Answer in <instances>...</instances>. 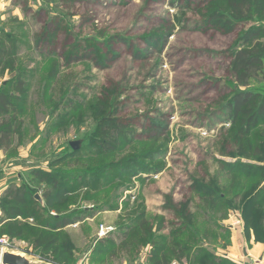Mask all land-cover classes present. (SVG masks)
Here are the masks:
<instances>
[{
	"label": "rangeland",
	"instance_id": "1",
	"mask_svg": "<svg viewBox=\"0 0 264 264\" xmlns=\"http://www.w3.org/2000/svg\"><path fill=\"white\" fill-rule=\"evenodd\" d=\"M212 1H3L0 30L16 46L6 45L17 71H6L0 88L18 73L25 91L12 112L20 132L0 149V185L32 181L35 201L54 212L17 223L1 214L8 250L46 264H150L151 241L181 242L192 251L172 264H205L208 251L261 264L227 250L234 230L264 244V118L241 138L225 106L232 91L264 93V75L236 84L222 54L237 33L202 30ZM35 171L53 173L58 185ZM71 212L95 215L58 233L64 257L36 250L41 233L55 235L40 222Z\"/></svg>",
	"mask_w": 264,
	"mask_h": 264
},
{
	"label": "trees",
	"instance_id": "2",
	"mask_svg": "<svg viewBox=\"0 0 264 264\" xmlns=\"http://www.w3.org/2000/svg\"><path fill=\"white\" fill-rule=\"evenodd\" d=\"M211 4L207 13L208 16L202 24V30L208 31L215 29L224 36L237 33L234 42L222 55L229 60L228 72L234 77L236 84L246 88L249 86L251 80L257 78L259 75H264V0H226L222 6L219 5L217 0H213ZM249 24V28L246 27ZM239 27L241 29L238 31ZM46 36L48 37V34ZM6 37L11 39L10 36H7L0 30V79L6 71L11 73L17 71L15 65L17 61L16 56L15 54H10L11 50L6 45H10L11 47L16 46L11 41L6 40ZM119 41L126 43L123 40ZM113 44L114 42H108L107 45L105 55L108 63H112L116 59V56H114L116 51L114 50ZM128 46V51L136 60L142 58V55L138 51L133 47L130 48L131 44H128ZM10 56L11 58H9ZM88 57L94 60V57L89 55ZM94 61L97 63L98 68L102 67V63L99 60ZM19 78L20 74L17 73L12 80L5 82L3 87L0 88V149L5 151L10 149L13 137L17 132H20L21 128V123L16 121L15 115L12 113L16 109L15 100L18 99L17 91H19L20 95H23L25 91L24 82ZM9 86L13 87V91L6 92L5 89ZM225 108H227V112L230 114L231 121L239 127L238 136L244 138L264 118V93L241 89L232 91V96ZM123 123L124 121H117L118 130L122 131V128L125 126ZM110 140L113 141L111 134ZM105 143L110 144V146H115L114 142L106 141ZM34 173L38 177L46 176L53 179L54 187L58 185V180L53 173L49 172L50 174H48V172L42 171H35ZM37 184L41 185L42 181L37 182ZM34 188V182L26 180H23L22 185L8 186L3 195L4 200H7V205L4 204L3 200H0V204H2L0 210L6 220L17 223L18 220L24 219L29 222L30 220L35 221L37 215L43 211L48 212L50 215L54 213L51 210L47 211L40 208L39 203L35 201L38 188L33 191ZM44 191L46 192L45 198H49L50 192H48V188L45 187ZM50 215L47 219H44V222H40V225L44 230L55 233L56 236L44 232V234L41 233L35 240V248L36 250H44L43 248H45V251L53 248L54 253L59 252L60 254L59 258H56V261H60L66 252L62 249L58 251L56 246L58 244V233L64 228L82 222L88 216H94L95 214L85 213L83 214L84 216H80L76 215V212H71L65 216H60L58 213L54 217H50ZM142 222L145 221L142 220ZM150 232L153 234V229ZM11 235L20 237L21 233L16 235L12 233ZM51 236L52 238L50 240L49 237ZM150 243L153 248L149 259L150 264H172L174 259L182 260L186 257L185 254L187 252L192 251L187 245L184 247L181 242L173 243L172 248L158 247L152 244V241ZM198 251L202 253L203 248H199ZM208 252H210L207 254L209 258L205 264H235L227 259L218 258L215 252Z\"/></svg>",
	"mask_w": 264,
	"mask_h": 264
},
{
	"label": "crops",
	"instance_id": "3",
	"mask_svg": "<svg viewBox=\"0 0 264 264\" xmlns=\"http://www.w3.org/2000/svg\"><path fill=\"white\" fill-rule=\"evenodd\" d=\"M3 1L7 0H0V8L2 7ZM16 179V178H14ZM15 184V180L9 181L6 185L8 184ZM0 185V186H4ZM5 185V186H6ZM3 188H0V195L1 193H4L7 189V186ZM4 190V192H3ZM2 214L0 210V215ZM230 252V253H229ZM241 252H242V257H241ZM227 255L229 256H235L236 258H244L247 257L249 261L252 263L255 262L256 260H259L261 264L264 263V244L263 243H255L254 236L253 237H248L246 234H238L236 230H234V234H232V246H230L227 250ZM233 262L234 261L232 258H230Z\"/></svg>",
	"mask_w": 264,
	"mask_h": 264
},
{
	"label": "water",
	"instance_id": "4",
	"mask_svg": "<svg viewBox=\"0 0 264 264\" xmlns=\"http://www.w3.org/2000/svg\"><path fill=\"white\" fill-rule=\"evenodd\" d=\"M81 142H72L70 146L74 151H78L80 149ZM36 199L41 201V198L39 195L36 196ZM0 264H46V263H40L36 262L33 259L23 256L19 253H14L10 250H6L3 252L2 256L0 257Z\"/></svg>",
	"mask_w": 264,
	"mask_h": 264
},
{
	"label": "built area",
	"instance_id": "5",
	"mask_svg": "<svg viewBox=\"0 0 264 264\" xmlns=\"http://www.w3.org/2000/svg\"><path fill=\"white\" fill-rule=\"evenodd\" d=\"M11 245L9 243V240L7 238H1L0 239V255H2V253L5 251V250H8L10 249ZM174 264H178L177 262H175Z\"/></svg>",
	"mask_w": 264,
	"mask_h": 264
}]
</instances>
